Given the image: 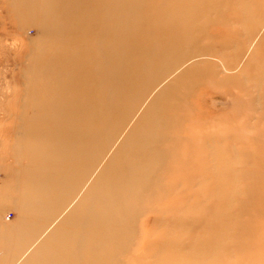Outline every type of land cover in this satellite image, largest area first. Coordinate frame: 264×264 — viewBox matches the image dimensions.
I'll list each match as a JSON object with an SVG mask.
<instances>
[{
  "label": "rangeland",
  "instance_id": "1",
  "mask_svg": "<svg viewBox=\"0 0 264 264\" xmlns=\"http://www.w3.org/2000/svg\"><path fill=\"white\" fill-rule=\"evenodd\" d=\"M97 1L76 90V38L51 35L42 0H0V264L74 254L82 224H60L93 184L120 223L62 264H264V0ZM81 144L92 170L58 217L46 190L79 177ZM132 158L125 204L106 186Z\"/></svg>",
  "mask_w": 264,
  "mask_h": 264
},
{
  "label": "bare ground",
  "instance_id": "2",
  "mask_svg": "<svg viewBox=\"0 0 264 264\" xmlns=\"http://www.w3.org/2000/svg\"><path fill=\"white\" fill-rule=\"evenodd\" d=\"M96 2L98 1L97 0H42V6L38 8L41 9L43 13V20L46 21V24L47 22L50 23L51 35L53 36L63 35L64 37L67 36L70 39V41L71 39L76 38L77 41L76 44H72L75 50L74 56L76 58L72 57V59L73 58L79 59L82 63H87V64L88 61L90 62V60H92L93 57H95L93 51L94 47L95 46L102 47V43L104 42V37H105L104 34L102 33L98 36L93 35V25H94L93 22H97L96 16L94 15L97 5ZM107 21H108L107 18L102 20V24L104 25L107 24ZM113 39L116 41V37H113ZM112 42L114 43V41ZM113 43H109V45L113 46ZM90 54L92 55V59L88 57V55ZM166 55L167 54H165V56ZM109 58L103 57L101 58V62L107 64V62L108 63L110 62L108 60L113 59L112 56ZM91 63L92 64H88L89 71L81 72L78 69H76L72 77L69 76V74L65 75L68 78V83L70 82V85H72L71 83L76 82L74 84L76 90H83L87 88L89 85L88 82L86 81V77L93 76L94 74H96L97 72L96 66H94L93 61ZM63 66L67 69V72L70 71L72 69V61L68 60L66 63L63 64ZM80 146L81 147H79L78 156L82 155V158L80 157L81 161L79 165L83 168L81 169V173L79 174V177L72 178L71 175L72 170L69 167L66 169V172L64 174V179L66 184L63 187L59 188L58 190H55L56 192H54L53 190H46V192L48 193L50 192L51 194L56 193L58 196L56 201L52 204V208L55 209L54 211H56L55 213L56 216L59 215L58 217L62 216L65 211V208H68L70 204H72L75 201L77 189H79L83 184V182H85V179L89 175L88 173L92 170L91 169L92 162L90 160H92L93 157L96 156V154L89 152L86 153L84 152L85 147H83V144H81ZM83 156H85L84 160H83ZM139 159L132 158L131 163L125 162L126 165H124L121 168V172L125 173L124 179H122L121 181L117 179H111L110 181L107 182L106 187L108 190H110L111 195H113L112 197H115L116 199L119 198L118 200H123L125 204L130 203L129 201L131 199L130 193L137 186L136 185L137 182H135L136 180L134 176L137 173V168L139 167L137 165V161ZM125 161H127V159ZM106 181L107 179L104 180V182ZM100 190H101V186L98 187L96 184H93L90 188H88L82 200L79 201L73 207L72 211L61 222L60 226L64 228H66L68 224H72L73 222L74 224L76 223H78L79 225L82 224V229L78 231L77 234L76 233L73 234L71 230L67 231V235H66L67 242H69L68 243L69 247L71 246L73 248L74 254L71 253V251L64 249L67 246L63 248H55L53 250V253L52 250L49 251L52 257H56V255L58 256L57 258H59V262L61 264L62 262H64V260L66 261L67 259L70 260L68 257L71 254L74 255L72 260L74 263L76 261L78 262V257L80 261H83L81 252L84 249H86L91 253V252H95V250L100 247V245L96 243L97 241L96 238L100 233L106 232L108 228V227L106 228L107 221H109L108 226L111 227V229H113V227H116L120 223V218L118 216L119 212L118 210L115 209L117 207L113 205L114 201L112 199L109 201L108 199L105 202L107 198L104 195L103 196L100 195ZM137 191H139V189ZM49 203H51V200L48 201V204ZM110 203L111 206H114L112 208H114L115 210V211L113 210L112 215L110 211L112 209H109ZM116 212H117V216H116ZM114 215L117 217L116 219H113ZM112 221L114 223L113 226H112ZM86 223L89 225V228H87ZM60 226L59 228H61ZM52 234L53 236H55L54 233ZM45 240L42 244V247L39 248V250L41 249V252H44L46 250L45 249L43 251L44 247L46 246ZM78 252L80 256L77 254ZM106 255L110 256L109 254ZM113 255H117V254H115V252L112 254V256L110 257V262L115 260V259L113 260L112 258Z\"/></svg>",
  "mask_w": 264,
  "mask_h": 264
}]
</instances>
